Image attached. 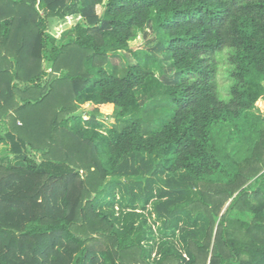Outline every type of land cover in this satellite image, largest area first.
I'll return each instance as SVG.
<instances>
[{
	"label": "trees",
	"instance_id": "trees-1",
	"mask_svg": "<svg viewBox=\"0 0 264 264\" xmlns=\"http://www.w3.org/2000/svg\"><path fill=\"white\" fill-rule=\"evenodd\" d=\"M263 100L264 0H0V264H264Z\"/></svg>",
	"mask_w": 264,
	"mask_h": 264
},
{
	"label": "rangeland",
	"instance_id": "rangeland-1",
	"mask_svg": "<svg viewBox=\"0 0 264 264\" xmlns=\"http://www.w3.org/2000/svg\"><path fill=\"white\" fill-rule=\"evenodd\" d=\"M98 13L102 12V6H99L97 8ZM80 19L79 16H71L68 17L67 20L64 21H53L51 23V34L56 37L57 39H61L63 33H65L66 31L70 30L71 27ZM155 33L152 32V30L147 27L145 31L143 32H139L137 34V36L130 42V48L131 50L135 51V50H144V51H151V50H155L157 41L155 40ZM155 54L157 55V57L159 59L162 60V63L164 64V69L166 72V76H162L160 74V71H158L157 68H154L156 75L159 76L164 82L166 83H171L172 81H174V77L175 74L174 72L171 70L169 64H168V60L164 58V54L162 52H160V50H155ZM230 50H225L224 52L218 54L215 58L216 63L218 65V87H219V91H220V95L222 97L223 100L227 101L229 99V88L231 86L232 80L229 77V69L231 67V63H230ZM129 59L134 62V60L132 59L130 53L127 54ZM116 64H117V72L118 74H122L124 71V64L125 61L122 59V57L118 56L116 58ZM138 97L141 101L142 104L148 102V100L146 99V97L142 94L141 91L137 92ZM257 107L259 110H261V113L264 114V100L260 101L257 103ZM84 110L90 111V106L86 105L84 107ZM100 124H101V130L103 132H107L109 129H111L114 126V120L113 119H107L103 116H100L99 118ZM6 147H0V151L5 152ZM37 161H40V154H36L35 155ZM123 183L125 185V187L116 190V194H117V199H119L121 196H124V202L126 205H129V201L132 198V196L129 193V187L127 186L129 183L127 181V179H123ZM136 193L140 194L138 192L137 189ZM156 199H153L151 201V203L149 205L146 206V208H143V201L139 198L136 203H135V207L137 209V212L141 215H144L145 218H147L148 223L152 225V228L155 232V242L156 244L154 245V250L152 252V255L149 259L151 264H156L157 261L161 258V254H160V246L159 243H161L162 241L170 243L171 245H174L176 247H179V242H178V237L180 235V230H178L174 235L173 234H169V235H163L160 233L159 231V227L161 226V222L158 221V219L156 218L155 212H154V203H155ZM228 206V205H227ZM226 206V208H227ZM126 207V206H125ZM123 207L121 206L119 203L116 204L115 206V212L117 214H119L121 212V210L124 211H129V206L128 207ZM201 208H203V206L200 205ZM201 208H198L199 210H201ZM226 208H224V211L226 210ZM186 227V225H182L181 228ZM151 243H154V241H152ZM150 243V244H151ZM153 245V244H151Z\"/></svg>",
	"mask_w": 264,
	"mask_h": 264
}]
</instances>
